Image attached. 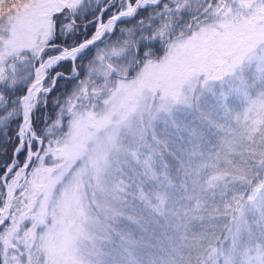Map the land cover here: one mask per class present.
Segmentation results:
<instances>
[{
	"label": "snow or ice",
	"instance_id": "6c2138e0",
	"mask_svg": "<svg viewBox=\"0 0 264 264\" xmlns=\"http://www.w3.org/2000/svg\"><path fill=\"white\" fill-rule=\"evenodd\" d=\"M0 264H264V0H0Z\"/></svg>",
	"mask_w": 264,
	"mask_h": 264
}]
</instances>
